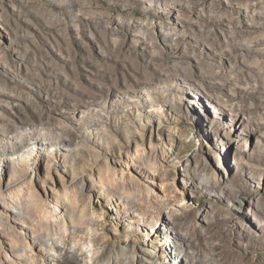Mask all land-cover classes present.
Here are the masks:
<instances>
[{"label":"rangeland","instance_id":"1","mask_svg":"<svg viewBox=\"0 0 264 264\" xmlns=\"http://www.w3.org/2000/svg\"><path fill=\"white\" fill-rule=\"evenodd\" d=\"M0 180L84 220L0 264H264V0H0Z\"/></svg>","mask_w":264,"mask_h":264},{"label":"bare ground","instance_id":"2","mask_svg":"<svg viewBox=\"0 0 264 264\" xmlns=\"http://www.w3.org/2000/svg\"><path fill=\"white\" fill-rule=\"evenodd\" d=\"M1 185L2 183L0 182V217L6 216L10 221L22 226V229L26 228L25 233H18V235L22 236H20V239L23 241V249L25 253L29 250L26 236L27 232H30L32 236L40 234L37 228L38 226H45L48 229H56L62 235H65L67 231L72 232L77 228H82L84 225L83 218L78 224L74 221L71 209L67 202L58 194L52 193L48 195L44 192V197L43 193L38 192L32 186V183L31 186H28L23 192H20V194L3 191V185ZM25 202L31 203L33 207H35V211L31 210V204H27L31 207L30 208ZM46 239L49 240L48 237ZM133 257H131V260Z\"/></svg>","mask_w":264,"mask_h":264}]
</instances>
